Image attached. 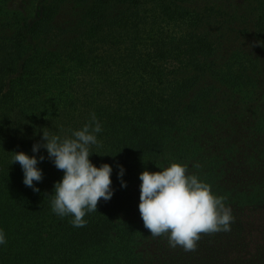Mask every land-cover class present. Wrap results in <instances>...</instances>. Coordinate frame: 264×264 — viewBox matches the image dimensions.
Masks as SVG:
<instances>
[{
	"label": "trees",
	"instance_id": "trees-1",
	"mask_svg": "<svg viewBox=\"0 0 264 264\" xmlns=\"http://www.w3.org/2000/svg\"><path fill=\"white\" fill-rule=\"evenodd\" d=\"M71 1L87 11L62 53L43 49L52 30L65 32L52 22L59 0H43L34 21L0 37V230L7 240L0 264H134L137 241L147 231L138 208L139 174L190 157L198 145L188 134L191 118L213 90L208 81L202 84L207 75L234 87L244 83L236 67L243 63L240 53L224 66L214 61L231 20L220 22L217 35L202 28L217 14L212 7L198 11L185 0ZM253 12L260 40L264 0ZM93 113L102 131L89 146V159L97 167L111 165L114 191L86 214L85 227L76 228L71 216L51 209L63 172L46 149L33 153L32 147L43 142V131L71 137ZM12 152L45 157L37 164L43 174L34 181L38 192L24 185ZM120 165L126 187L118 179Z\"/></svg>",
	"mask_w": 264,
	"mask_h": 264
},
{
	"label": "rangeland",
	"instance_id": "rangeland-1",
	"mask_svg": "<svg viewBox=\"0 0 264 264\" xmlns=\"http://www.w3.org/2000/svg\"><path fill=\"white\" fill-rule=\"evenodd\" d=\"M59 1L61 7L52 22L65 32L59 35L57 28L52 30L43 49L62 53L79 33V17L87 7L76 6L71 0ZM42 2L0 0V37L12 36L24 20L34 21ZM184 3L198 11L214 9L217 14L201 23L214 35L219 34L222 20H231L221 30L224 39L214 58L218 66H224L231 54L242 55L243 63L236 64L245 77L244 83L239 82L241 87L205 77L202 84L208 81L213 90L191 118L193 129L188 133L198 145L192 147L188 159L178 162L187 167L188 174L208 183L213 194L224 197L234 222L229 232L201 234L196 250L190 252L170 247L166 236L154 238L147 230L137 241L134 264H264V38H256L253 12L258 0ZM170 164L165 163L164 168Z\"/></svg>",
	"mask_w": 264,
	"mask_h": 264
},
{
	"label": "clouds",
	"instance_id": "clouds-1",
	"mask_svg": "<svg viewBox=\"0 0 264 264\" xmlns=\"http://www.w3.org/2000/svg\"><path fill=\"white\" fill-rule=\"evenodd\" d=\"M102 131L95 114L82 129L72 132L71 137L61 138L43 131L42 143H35L32 152L46 149L48 159L63 172L60 181L54 184L51 200L52 212L60 217L71 216L73 227H85L87 213L97 211L101 199L109 201L113 195L111 165L104 163L95 166L89 157L92 155L90 145L98 143L96 133ZM14 153L12 163H19L23 171L25 186L38 192L35 182L43 179L35 155L24 152ZM118 179L121 187L124 168L118 166ZM140 217L145 229L155 237L166 236L170 247H181L185 252L195 251L201 234L229 232L234 222L231 209L225 206L224 197L212 193L208 183L201 181L196 175L188 174L185 165L171 163L160 171L147 170L139 174ZM7 243L6 235L0 230V245Z\"/></svg>",
	"mask_w": 264,
	"mask_h": 264
}]
</instances>
